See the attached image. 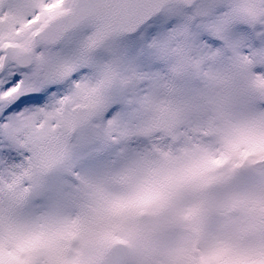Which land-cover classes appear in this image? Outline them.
<instances>
[{
	"label": "snow or ice",
	"instance_id": "6c2138e0",
	"mask_svg": "<svg viewBox=\"0 0 264 264\" xmlns=\"http://www.w3.org/2000/svg\"><path fill=\"white\" fill-rule=\"evenodd\" d=\"M0 264H264V0H0Z\"/></svg>",
	"mask_w": 264,
	"mask_h": 264
}]
</instances>
